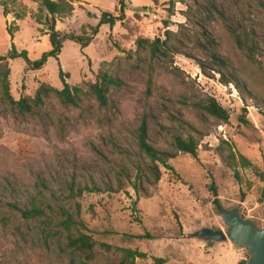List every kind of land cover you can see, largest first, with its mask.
Returning <instances> with one entry per match:
<instances>
[{"label": "rangeland", "instance_id": "obj_1", "mask_svg": "<svg viewBox=\"0 0 264 264\" xmlns=\"http://www.w3.org/2000/svg\"><path fill=\"white\" fill-rule=\"evenodd\" d=\"M2 1L9 4L7 17ZM73 4V15L57 20L64 36L91 35L104 12L119 17L123 5L125 17L113 29L100 26L85 49L76 41H64L58 59L50 57L41 70L27 69L23 58L12 60L11 95L17 101L34 97L42 84L62 89L59 65L70 74L66 81L72 87L87 89L100 69L112 71L125 86L111 91L112 110L91 96L78 108L52 96L36 116L0 104V219L10 218L5 225L0 222V264H72L57 239L50 237L47 243L38 223L29 225L13 213L11 204L24 209L40 192L50 204L53 230H59L56 222L63 211L74 214L80 205L79 220L85 226L80 231L98 243L147 253L149 259L138 264H154L152 257L164 258L166 264H238L239 257L228 254V247L205 249V241L193 234L203 228L228 229L216 199L221 208H238L243 218L264 229V0ZM24 8L26 18L17 20ZM38 11L39 4L31 0L15 5L0 0V58L13 46L28 51L31 61L52 51L47 27L34 19ZM14 27L18 31L13 30L12 39L8 29ZM167 32L174 35L169 44L178 51L173 57L151 67L120 60L137 51L138 40L165 41ZM2 82L0 69V97ZM210 99L229 113L228 123L203 110ZM143 119L160 150L172 151L174 137L189 134L199 139L200 147L197 159L177 155L169 162L174 171L160 166L161 180L140 183L138 191L132 185L138 167L143 160L150 163L140 157L135 141ZM231 152L237 157L235 168L228 162ZM240 155L249 167L242 166ZM78 188L85 190L81 197ZM239 250L247 261L248 252ZM96 253L88 263L118 264L119 255L100 247Z\"/></svg>", "mask_w": 264, "mask_h": 264}, {"label": "trees", "instance_id": "obj_2", "mask_svg": "<svg viewBox=\"0 0 264 264\" xmlns=\"http://www.w3.org/2000/svg\"><path fill=\"white\" fill-rule=\"evenodd\" d=\"M12 4H17L18 0H11ZM39 4V11L34 15V19L40 25L47 27V35H49L50 42L53 46L51 52L46 53L40 60L31 61L29 58L28 51L19 52L16 47L13 46L12 50L7 57L0 58V69L2 71L3 82H2V91L0 97V104H6L13 112L20 113L22 115H32L36 116L41 113V110L45 107L47 101L55 96L59 101L66 105L72 107H80L85 99L89 96L97 102V104L108 110L114 108V102L111 98L112 90H120L125 86V83L121 78L115 75L112 71L100 69L96 81L87 86L85 89L83 86H70L67 83V79L70 77V74H67L63 71V68L60 66L59 76L63 83L62 89L54 88L48 84H42L41 87L37 90L34 97H25L20 100H15L10 92V83L9 76L11 74V68L9 67L12 60L18 58H23L27 63V69L41 70L47 63L50 57H55L58 59L61 49L63 47V42L66 40H73L81 44L82 48L85 49L88 47L93 38L98 35L100 26L109 25L113 29L118 21H123L125 17V6L123 5V12L121 16L116 17L111 13L104 12L101 17L100 24L92 28L91 35L85 36H75V35H63L57 30V20L71 17L75 11V6L73 0H31ZM123 0H121L122 2ZM1 6L3 7V13L7 17L11 12L9 10V4L7 1H2ZM27 16L26 8L22 13L16 14L17 20H23ZM14 29L17 27L9 28L8 32L14 39L15 32ZM167 38L165 41L161 39H156L154 41L148 39H140L137 41V51L135 53L127 52L124 58V61H133L136 60L137 64L135 66H142L146 63H149L148 66L159 65L162 58L173 57L178 51L169 44L173 40V34L167 32ZM208 42H211L210 39H206ZM175 51V53L173 52ZM144 54H148L146 57ZM215 60L219 65L224 66L225 62L219 58L217 55H213ZM201 68L205 70V65L200 64ZM236 85L239 86L238 78H235ZM203 110L206 111L211 116L215 117L223 123H228L230 116L229 113L222 108V106L215 100L210 99L206 106H202ZM200 107V108H202ZM177 122L179 120H176ZM162 128L161 125H159ZM180 128H183L182 124H179ZM136 145L140 152V157L150 161L147 164L146 160H143L144 165L138 167V174L136 176V182H133V187L139 191L137 186L143 185L144 182L158 183L161 180L162 173L160 166L166 168L167 170L174 171L173 167L169 162L177 157V155L184 154L190 155L193 158H198V151L200 147V141L196 136L189 134L187 137L175 136L172 143V151L160 150L155 147L150 138L149 130L146 119H143L141 126L136 131ZM242 166L244 168L250 166V162L242 155L239 156ZM229 165L233 168L237 167V157L234 152H231L228 156ZM143 174H145L143 176ZM237 178L239 179L238 172L236 173ZM261 178L264 181V173L260 174ZM74 193V188L71 189ZM85 190L78 188L76 190V195L82 196ZM215 196L217 197V191L214 190ZM261 202L264 203V188L262 191ZM215 205L221 209V205L218 199L215 200ZM13 213L15 215L19 214L20 218L24 220L29 225H35L38 223L42 234L45 235L46 242L50 240V237L57 239L58 246L60 244L65 245V249L60 246L64 251L68 252L71 256L72 264H90L88 262L95 261L96 258V249L100 247L105 250L107 254H116L119 255L118 264H138L139 260L149 259V255L145 252L133 249L126 248H116L108 244L98 243L92 236L82 233L80 227H85L84 223L79 220L80 218V205H77L76 212L74 214L63 211L61 217L57 220L56 226L59 230H53L50 224V204L47 203L45 195L39 193L36 197H31L27 204V207L22 209L18 204H11ZM10 218L3 216L0 219V222L5 225ZM54 221L52 222V224ZM138 239H143L145 237L151 238L150 235L145 237L135 236ZM214 242H208L212 244ZM86 261H85V260ZM154 264H166V259L152 257ZM247 261L243 260L239 264H246Z\"/></svg>", "mask_w": 264, "mask_h": 264}, {"label": "water", "instance_id": "obj_3", "mask_svg": "<svg viewBox=\"0 0 264 264\" xmlns=\"http://www.w3.org/2000/svg\"><path fill=\"white\" fill-rule=\"evenodd\" d=\"M219 213L227 230L203 228L194 233L193 238L205 242H230L236 248L248 252L246 264H264V229L259 228L254 221L243 218L238 208H221Z\"/></svg>", "mask_w": 264, "mask_h": 264}, {"label": "crops", "instance_id": "obj_4", "mask_svg": "<svg viewBox=\"0 0 264 264\" xmlns=\"http://www.w3.org/2000/svg\"><path fill=\"white\" fill-rule=\"evenodd\" d=\"M204 243V247L205 249H211V250H215V249H224V248H227L228 247V250H229V253H236L237 256L239 257L238 258V264L244 260V257H243V253L241 252V250H239L238 248H236L232 243L230 242H222V243H218V242H214L212 244H207L205 242Z\"/></svg>", "mask_w": 264, "mask_h": 264}]
</instances>
